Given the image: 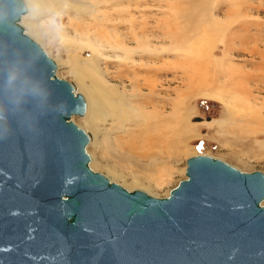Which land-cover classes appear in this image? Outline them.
Segmentation results:
<instances>
[{
    "label": "water",
    "instance_id": "obj_1",
    "mask_svg": "<svg viewBox=\"0 0 264 264\" xmlns=\"http://www.w3.org/2000/svg\"><path fill=\"white\" fill-rule=\"evenodd\" d=\"M0 0V264H264V173L187 158L167 196L89 165L72 82Z\"/></svg>",
    "mask_w": 264,
    "mask_h": 264
},
{
    "label": "rangeland",
    "instance_id": "obj_2",
    "mask_svg": "<svg viewBox=\"0 0 264 264\" xmlns=\"http://www.w3.org/2000/svg\"><path fill=\"white\" fill-rule=\"evenodd\" d=\"M99 13L102 68L104 63L120 61L122 68L110 69L128 74L125 64L130 60L114 48L117 41L138 36L129 24L137 32L143 30L149 45L141 37L129 48L138 52L133 54L142 73L154 78L161 72L166 77L161 96L166 104V136L159 153L147 134L130 153L116 143L119 133L101 125L108 150L88 144L92 169L111 180L108 169L114 167L121 180L111 181L156 197L167 196L186 178V160L198 154L222 159L242 171L264 173V0H101ZM30 22L28 9L21 19L26 34L54 60L57 76L76 87L69 65L60 64L58 58L70 60L78 54L74 39L80 32L74 25L79 28L82 22L46 13L38 21L41 40L32 35ZM127 81L123 82L130 88ZM219 97L229 102V111ZM82 117L72 120L87 132Z\"/></svg>",
    "mask_w": 264,
    "mask_h": 264
},
{
    "label": "bare ground",
    "instance_id": "obj_3",
    "mask_svg": "<svg viewBox=\"0 0 264 264\" xmlns=\"http://www.w3.org/2000/svg\"><path fill=\"white\" fill-rule=\"evenodd\" d=\"M25 4L27 7L26 13L29 9V15L31 16V22L28 24L29 29L32 35L39 40L42 38L43 30L38 21L46 13L68 16L82 22V26L79 28H77L78 25H74V31L80 32L79 37L77 36L74 39L76 43L78 42L76 44L79 50L77 51L78 54L70 60L60 57L58 61L60 64L69 65V72L75 77L77 83L76 92H81L84 97L85 111L80 117L84 116L82 117L85 123L84 127L90 130L87 131L89 135L88 144L108 150L104 146L105 142H107L105 133L100 129L101 125L108 124L114 132L121 135L116 140V143L120 147L124 144L122 148L127 149L130 153L133 151L132 149H135L136 145H141L144 134H147L149 144L156 142V148L159 153L162 142H164L163 138L166 136V104L161 96L166 90L164 82H167V80L161 72L155 73L154 78L148 72L147 74L142 73L136 64L137 60L133 53L136 54L138 52H134V48L130 49L129 46L133 44L131 41L138 43L141 37V41L146 46L149 45L143 39L141 34L143 30L141 29V31L137 32L134 25L129 24L130 30L133 29L132 32L138 36L135 38L131 36L130 41L124 39L117 41L114 48V51H119L121 57L130 60L128 61L129 65L125 64L127 66L125 70L128 72L125 75L123 69L121 71L119 69H110L112 66H116L115 69H117L120 61H117V63L113 62V65L108 62L104 63L105 66L103 68L100 66L103 55L100 50L103 35L102 24H100L101 14L99 13L101 0H27ZM158 44L162 48V39ZM89 51L91 53L87 56ZM95 56L96 59L94 58ZM137 75H142L143 79L140 81ZM125 77L128 78L130 88L126 87V83L123 82L126 79ZM219 99L223 101L226 107H229V111V102L221 97ZM108 170H110L112 179L121 178L122 174L116 168L111 167Z\"/></svg>",
    "mask_w": 264,
    "mask_h": 264
}]
</instances>
